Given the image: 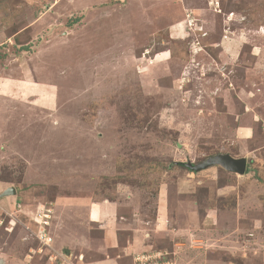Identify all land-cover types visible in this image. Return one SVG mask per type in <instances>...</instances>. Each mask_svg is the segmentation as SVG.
Segmentation results:
<instances>
[{
  "label": "rangeland",
  "instance_id": "obj_1",
  "mask_svg": "<svg viewBox=\"0 0 264 264\" xmlns=\"http://www.w3.org/2000/svg\"><path fill=\"white\" fill-rule=\"evenodd\" d=\"M263 67L264 0H0V264L114 225L134 264H264Z\"/></svg>",
  "mask_w": 264,
  "mask_h": 264
},
{
  "label": "crops",
  "instance_id": "obj_2",
  "mask_svg": "<svg viewBox=\"0 0 264 264\" xmlns=\"http://www.w3.org/2000/svg\"><path fill=\"white\" fill-rule=\"evenodd\" d=\"M223 44H224L223 50H221L222 53L220 52L219 54V59L222 60L228 59L229 61H231V63H233L236 59V55L233 54L232 51L234 46H236L237 44L239 45V43L236 42V39L233 40L231 39ZM250 56L254 61V65L260 67L261 66L260 56L258 55L256 57V55L253 53L250 54ZM258 75H263V73ZM109 212L110 211L107 210V213ZM110 217L113 218V216ZM109 225L110 226L114 225V223H110ZM104 226L107 225L105 224ZM117 228L118 227L114 225L113 229H105L102 232V236H101L102 245L100 247L93 245L92 243L84 244V242H82L83 244L78 246L80 250L79 251L80 253L78 254V260L80 261V263L81 264H122L124 263L125 260L127 261L128 264H134V261L136 259L142 258L144 255L141 254L146 253L144 250L145 248H143L144 252L137 253L136 254L137 256H134V251L138 249L136 248L137 246L139 245L141 246L143 238H141V236L139 235H134L133 231H126L123 229L118 230ZM61 240L63 241V239ZM85 253H87L86 258H85ZM138 254H140L141 256Z\"/></svg>",
  "mask_w": 264,
  "mask_h": 264
},
{
  "label": "water",
  "instance_id": "obj_3",
  "mask_svg": "<svg viewBox=\"0 0 264 264\" xmlns=\"http://www.w3.org/2000/svg\"><path fill=\"white\" fill-rule=\"evenodd\" d=\"M214 165H218L230 173L243 175L245 173L246 162L244 159H233L227 155H217L208 158L207 160H205L201 164H198L195 167H190V169L194 171H201ZM15 194L16 191L13 188H8L2 193V196L5 197Z\"/></svg>",
  "mask_w": 264,
  "mask_h": 264
}]
</instances>
